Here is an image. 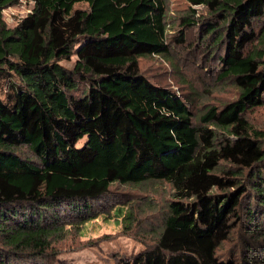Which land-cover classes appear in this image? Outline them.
<instances>
[{
    "label": "trees",
    "instance_id": "obj_1",
    "mask_svg": "<svg viewBox=\"0 0 264 264\" xmlns=\"http://www.w3.org/2000/svg\"><path fill=\"white\" fill-rule=\"evenodd\" d=\"M18 1L0 0V264L53 256L112 184L151 182L169 189L152 241L114 264H236L217 254L234 229L264 233V0H185L175 42L197 26L238 93L197 117L140 69L169 52L166 0H27L7 27Z\"/></svg>",
    "mask_w": 264,
    "mask_h": 264
},
{
    "label": "rangeland",
    "instance_id": "obj_2",
    "mask_svg": "<svg viewBox=\"0 0 264 264\" xmlns=\"http://www.w3.org/2000/svg\"><path fill=\"white\" fill-rule=\"evenodd\" d=\"M166 3L171 20L169 52L141 58V71L153 83L191 98L195 117L208 105L218 106L235 99L237 89L230 81L217 82L214 49H209L207 38L201 40L203 36L197 26L186 29L184 43L174 40L179 30L176 19L187 11V2L166 0ZM75 7L86 8L87 5L78 3ZM31 8L30 1L19 0L2 10V18L7 27H14ZM200 12L202 17L206 15L205 10ZM211 53L213 57H210ZM74 61L73 56L61 64L71 67ZM248 117L254 126L264 131V105L250 111ZM168 192V186L162 182L114 183L109 192L95 202L93 217L79 220L73 216V221L65 222L67 232L52 246L53 256L28 262L20 260L18 264H114L118 258L132 256L151 243L153 234L150 229L159 225L169 199ZM119 207L132 208L138 220L126 228L123 217L117 213ZM242 227L234 229L218 250V256L232 258L236 264H264V233L246 236L240 229Z\"/></svg>",
    "mask_w": 264,
    "mask_h": 264
}]
</instances>
